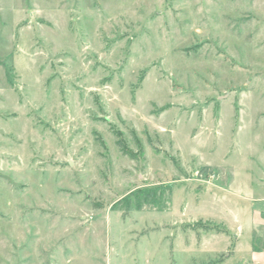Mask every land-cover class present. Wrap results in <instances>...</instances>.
Listing matches in <instances>:
<instances>
[{
  "label": "rangeland",
  "instance_id": "1",
  "mask_svg": "<svg viewBox=\"0 0 264 264\" xmlns=\"http://www.w3.org/2000/svg\"><path fill=\"white\" fill-rule=\"evenodd\" d=\"M260 201L264 0H0V264H264Z\"/></svg>",
  "mask_w": 264,
  "mask_h": 264
},
{
  "label": "trees",
  "instance_id": "2",
  "mask_svg": "<svg viewBox=\"0 0 264 264\" xmlns=\"http://www.w3.org/2000/svg\"><path fill=\"white\" fill-rule=\"evenodd\" d=\"M117 146L120 148V150H121V152H122L123 155H125V156L128 155L127 152H125V151L123 150V148H122L123 146H122V144H121L120 141H117ZM206 169H207V168H204V170H206ZM151 193H152V192L145 193V194L142 195V198H143V201H144V202H148V199L152 198ZM121 201H125V200H120L119 202H121ZM119 202H118V203H119ZM127 207H130V206L127 205ZM137 210H140L139 206H137Z\"/></svg>",
  "mask_w": 264,
  "mask_h": 264
},
{
  "label": "crops",
  "instance_id": "3",
  "mask_svg": "<svg viewBox=\"0 0 264 264\" xmlns=\"http://www.w3.org/2000/svg\"><path fill=\"white\" fill-rule=\"evenodd\" d=\"M263 210L264 209V202H259V216H260V213H261V211L260 210Z\"/></svg>",
  "mask_w": 264,
  "mask_h": 264
}]
</instances>
